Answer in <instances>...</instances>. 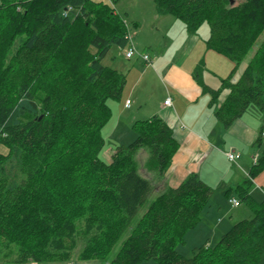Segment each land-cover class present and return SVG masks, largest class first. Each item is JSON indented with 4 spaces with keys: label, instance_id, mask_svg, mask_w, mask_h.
I'll use <instances>...</instances> for the list:
<instances>
[{
    "label": "trees",
    "instance_id": "obj_1",
    "mask_svg": "<svg viewBox=\"0 0 264 264\" xmlns=\"http://www.w3.org/2000/svg\"><path fill=\"white\" fill-rule=\"evenodd\" d=\"M153 2L190 35L207 22L205 47L234 62L217 88L202 81L201 64L193 71L221 126L250 105L260 111L259 156L234 189L253 216L191 257L180 254L214 187L195 172L164 182L179 148L172 129L158 115L136 120L134 140L116 146L109 162L99 157L108 101L120 100L125 85L101 62L128 43L121 16L95 0H0V263H65L78 248L76 260L98 264H264V198L250 194L264 170V0Z\"/></svg>",
    "mask_w": 264,
    "mask_h": 264
},
{
    "label": "crops",
    "instance_id": "obj_2",
    "mask_svg": "<svg viewBox=\"0 0 264 264\" xmlns=\"http://www.w3.org/2000/svg\"><path fill=\"white\" fill-rule=\"evenodd\" d=\"M165 15H157L158 20H161ZM132 23L135 27H139L138 21L135 20ZM136 42L138 44V37ZM196 43L190 46L188 55L179 58V60H173V62L169 59L165 62H159L156 55H149L145 49L140 50L138 47L143 54L149 56L150 62L147 63L141 57L136 56L133 60L134 63L129 66L125 74V85L120 100L108 101V105L112 111L110 119L115 118L110 129V132L113 131V138H116L113 143H117L118 146L122 140L125 143L128 138H135V134L131 129L134 121L145 120L153 115H158L172 129L173 136L179 144L171 167L164 177V182L170 186H175L189 173L195 172L205 183L214 187L208 206L201 213L200 222L185 235L187 240L196 243L197 233H202L199 241L208 244L211 240L216 242L231 227L234 221H238L248 214L246 211L230 214L229 219H227L226 206L227 204L230 207L233 206L229 199L237 198L234 189L246 179L251 168V159L256 150L252 154H245V150L246 145L255 137V125L244 121L245 114L227 128H223L215 119L212 107L209 106V94L202 91L201 86L193 77L194 69L199 64L202 66L206 64L198 55L193 60L188 58L199 47L206 48L205 42L204 45H196ZM211 51L222 58L224 57L213 50ZM113 63L115 66H112V68L119 72L125 68L122 61L113 58ZM154 64H156L155 69L158 68L164 73L163 82L165 84L166 81V84L162 87L161 95L156 102L147 100V103H145L144 99L150 98V96L149 87L144 85L148 82L149 66ZM155 76L156 79L159 78V76ZM152 77L154 78L153 75ZM202 81L210 86L203 77ZM139 90L142 97L138 95ZM225 93L222 94L220 100L223 99ZM168 97L170 98V105H164L163 101ZM125 101H129L128 107L125 106ZM201 108H206L209 113H204ZM144 110L147 112V118H138ZM123 130L124 132L121 133ZM130 132L133 133V136L130 135ZM116 133L120 134L117 135ZM256 138L257 135L252 141L253 144ZM228 150L240 151L241 155L235 164L226 159L225 152ZM258 177L264 183V170L257 175ZM253 187L250 194L256 201H260L255 191L259 188L264 193V186L255 184L256 189ZM229 189L230 192L227 194L226 191ZM261 196L263 199L264 194H261ZM240 205L241 203L234 206V208H239ZM195 230L199 231L194 233Z\"/></svg>",
    "mask_w": 264,
    "mask_h": 264
},
{
    "label": "rangeland",
    "instance_id": "obj_3",
    "mask_svg": "<svg viewBox=\"0 0 264 264\" xmlns=\"http://www.w3.org/2000/svg\"><path fill=\"white\" fill-rule=\"evenodd\" d=\"M95 1H100L112 7L123 19L125 26L127 27L128 30V36L130 38V41L134 45L135 49L140 53H142V51H140L141 49L142 50L145 49V51H147L149 55H153V54L156 55L159 58V62H165L168 59L169 61L173 62V60L176 59L179 60V58L183 56L185 57L186 55L189 54V49L191 45H194L195 42H197L196 45H204L206 38H208L209 36V26L207 22H204L199 27V29L195 34L190 35L187 33L184 24L179 20L175 19L174 17H172L171 15L166 14L161 20H158L157 15L159 14L155 10L153 0H119L117 3H112L111 0H95ZM135 20L139 22V27L138 26L135 27L134 23H132ZM190 36L192 38H189ZM137 37H138V44L136 42ZM263 38H264V32L260 35L258 41L260 42ZM194 39L196 40L193 42ZM18 43H19V39L15 41V45H18ZM126 47L119 48L117 46H112L109 49L106 56L101 60V62L106 66L112 67L115 66L113 65L114 64L113 58L117 61H122L125 68L121 69L120 72L123 73L125 76L126 72L129 69V66L132 63H134L133 60H135L136 56H138V55H134L131 58H126L125 57ZM138 47L140 48V50ZM12 51L13 50H11V52ZM252 52L253 51L249 52L246 58L240 63L239 66H237V68L234 71V76L232 78V81H235L240 76L243 68L245 67L246 63L251 57ZM197 55L199 56L200 59H203L206 64V65L203 64L202 66L201 75L205 80V82L210 84V86L219 87L220 78H226L230 74V72H232V70L235 68L234 62L230 61L227 58L224 57L222 58L221 56L213 53L209 49L199 47L198 49L194 50L188 58L193 60ZM155 68H156V64H154L153 66H149L150 71H148L147 73V76L149 78H148V82H146L144 86L149 87L150 98H145L144 99L145 103H147L146 102L147 100L156 102L161 95L162 87H164L166 84V81L165 84L163 82L164 73L158 68L157 69ZM152 75L154 76V78L152 77ZM155 75L159 76V78L156 79ZM138 95L142 97L140 90L138 91ZM201 109L203 110L204 113H209V111L206 108H201ZM146 114L147 112L144 110L141 113V115H139L140 117L138 118L145 119L147 118L146 116H148ZM244 114H245L244 121L251 122L255 125L254 130L256 137L260 129L259 127H261V125L263 124L260 111L256 106L250 105ZM114 120L115 118H113V120L110 119L102 131L104 138V145L99 154V157L104 162L110 161V155L117 146L116 145L117 143H113L116 140V138H113L114 136L113 131L110 132ZM122 132H124V130L121 131V133ZM116 134L118 135L120 133H116ZM130 135L133 136V133L130 132ZM133 138L132 139L128 138L127 139L128 141H126L125 143H123L124 141L122 140V142H120L119 145L121 144L127 145L134 140ZM252 141L246 145L245 154L248 153L252 154L256 150L255 147L253 146ZM4 154H6V148L2 144H0V155H4ZM145 156H146L145 154H141L139 156V160H143ZM141 173L147 176V173L143 169H141ZM255 184H257L258 186H264V183L260 180L259 177L257 178V176L253 179L254 189H256ZM259 190L260 189L257 188L255 194L258 195L261 201L262 200L261 194L263 193L261 192V190L260 191ZM226 209H227L226 210L227 219H229L230 214H238L245 211L248 214L242 219H250L253 216L252 212L245 203H241L239 208H234V206L230 207L227 204ZM140 212L141 211H139V213ZM235 222L236 221H234V223ZM198 231L199 230H195L194 233ZM201 235L202 233L201 234L197 233L195 240L196 243H193L185 238V242L176 247L177 251L185 257H191L193 255L194 248L204 244V242L199 241ZM214 242L211 240V242L208 244L212 245ZM78 251H79L78 248L75 249L72 258L67 260L65 263L49 262V263H38V264H98L99 263V261L97 260H90V261L76 260L75 255ZM0 264H19V263L11 262V263H0ZM26 264H33V263H26ZM140 264H158V263L155 262L153 259H148L142 261Z\"/></svg>",
    "mask_w": 264,
    "mask_h": 264
},
{
    "label": "built area",
    "instance_id": "obj_4",
    "mask_svg": "<svg viewBox=\"0 0 264 264\" xmlns=\"http://www.w3.org/2000/svg\"><path fill=\"white\" fill-rule=\"evenodd\" d=\"M134 55H138L139 57H141L143 59V61L149 63V56L147 54H143L138 52L134 45L132 44V42L130 41V38L128 36V43H127V47L125 49V57L126 58H131ZM164 105H170V98L168 97L167 99H165L163 101ZM125 106H129V101H125ZM241 153L240 151H235V150H228L225 152V157L226 159L231 162V163H236V160L240 157ZM259 154L258 152H254L253 156H252V164H256L257 162V158H258ZM230 202L234 205L237 206L239 204V201L237 198H230L229 199Z\"/></svg>",
    "mask_w": 264,
    "mask_h": 264
}]
</instances>
